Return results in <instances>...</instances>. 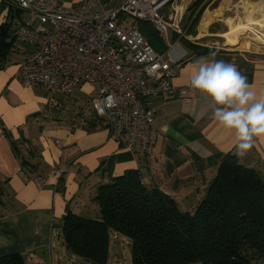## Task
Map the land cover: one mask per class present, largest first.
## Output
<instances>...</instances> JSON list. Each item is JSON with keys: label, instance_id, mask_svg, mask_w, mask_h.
Wrapping results in <instances>:
<instances>
[{"label": "crops", "instance_id": "obj_1", "mask_svg": "<svg viewBox=\"0 0 264 264\" xmlns=\"http://www.w3.org/2000/svg\"><path fill=\"white\" fill-rule=\"evenodd\" d=\"M57 1L73 8L86 0ZM99 1L112 9L124 0ZM197 1L179 0L181 33H169L170 42L186 53L173 66L170 82L176 92L142 100L153 110L157 130L154 151L143 154L128 152L109 139L105 122L90 109L87 85L62 95L23 82L21 64L35 46L18 41L15 33L30 18L15 0H0V26H8L12 40L5 60H0V187L7 201L2 208L6 215L0 220V258L17 253L26 256L27 264H57L62 252L70 254L61 238L67 206L81 217L97 218L89 199L100 185L126 170H137L146 185L168 195L184 213L205 199L207 186L227 154L264 178V139L255 138L245 156L236 155L232 135L213 119L207 98L190 87L188 71L198 57L216 52V59L237 65L259 94L264 91V52L217 44L227 27L218 12L231 0L204 8L189 33L192 11L196 13L206 0L194 8ZM187 39L201 43L187 48L182 42ZM204 48L209 51H200ZM18 154L29 159L30 171L21 167Z\"/></svg>", "mask_w": 264, "mask_h": 264}, {"label": "built area", "instance_id": "obj_2", "mask_svg": "<svg viewBox=\"0 0 264 264\" xmlns=\"http://www.w3.org/2000/svg\"><path fill=\"white\" fill-rule=\"evenodd\" d=\"M15 2L30 18L15 37L35 46L21 64L23 82L62 95L87 85L90 109L105 122L109 139L131 153L153 152L154 112L142 100L176 92L170 82L173 66L186 53L170 42L169 33H181L179 0H124L112 9L99 0L73 8L57 0ZM139 21L163 38V53L145 40L135 25Z\"/></svg>", "mask_w": 264, "mask_h": 264}, {"label": "trees", "instance_id": "obj_3", "mask_svg": "<svg viewBox=\"0 0 264 264\" xmlns=\"http://www.w3.org/2000/svg\"><path fill=\"white\" fill-rule=\"evenodd\" d=\"M204 8L192 12L189 33ZM139 23L145 40L163 53V38L148 23ZM9 37L8 26L1 25V61L12 46ZM18 157L23 169L33 168L29 159ZM3 194L0 187V220L6 215ZM90 207L97 218L81 217L67 206L61 219L65 249L90 264H106L113 235L130 242L132 264H252L254 258L264 259V178L231 154L222 158L205 199L190 213L146 185L137 170H126L100 185L89 199ZM0 264H27V259L13 253L1 257Z\"/></svg>", "mask_w": 264, "mask_h": 264}, {"label": "clouds", "instance_id": "obj_4", "mask_svg": "<svg viewBox=\"0 0 264 264\" xmlns=\"http://www.w3.org/2000/svg\"><path fill=\"white\" fill-rule=\"evenodd\" d=\"M216 56L210 52L188 66L190 87L207 98L213 119L243 157L255 138L264 139V91L258 94L237 65Z\"/></svg>", "mask_w": 264, "mask_h": 264}, {"label": "rangeland", "instance_id": "obj_5", "mask_svg": "<svg viewBox=\"0 0 264 264\" xmlns=\"http://www.w3.org/2000/svg\"><path fill=\"white\" fill-rule=\"evenodd\" d=\"M257 2H259V0H231L229 1L228 4H222L221 6L220 5L221 0H216V1L206 0L205 2H202V4L204 3L205 8H209V9L217 8L219 5L221 6V8L219 9L220 11L218 13L222 19L226 20V25H227V27H225L222 30V33L224 34L225 32H228L232 24L238 22H246L247 20H254L255 22L261 21V24H258L259 26L264 25L263 14L259 13L258 11L257 12L253 11V13H251L248 11V9H246L249 6V4H256ZM198 6H200V4ZM135 25L136 28L139 29L138 27H140V23L136 22ZM149 27L155 32V30L150 24ZM257 29H261V28L257 27ZM260 31L261 33L255 32L254 30H252V32L247 31L244 33H235L234 37L231 36L230 39H228L230 43L228 47L227 46L226 47L240 51L248 49V51L264 52V42L260 41V39H264V36L262 35V30ZM226 41L227 38H221V40L217 41V44L222 45L225 44ZM192 43H201V41L187 39L186 42H184V45L185 47L187 46L188 48L190 45H192ZM238 43H246L248 45L246 46V48H244L245 46H240L238 45ZM88 94H89V88L87 91V95ZM60 256H61L60 261L57 262V264H90L82 260L81 258L72 256L71 254L65 252H62ZM257 259L258 258H254L252 260V264H264V259L262 258H259L258 260ZM106 264H132L131 247H130V242L127 239L123 238L122 236H117V240L111 239Z\"/></svg>", "mask_w": 264, "mask_h": 264}, {"label": "bare ground", "instance_id": "obj_6", "mask_svg": "<svg viewBox=\"0 0 264 264\" xmlns=\"http://www.w3.org/2000/svg\"><path fill=\"white\" fill-rule=\"evenodd\" d=\"M180 7L181 6L178 5V8H177V13L179 15L183 11V8L181 10ZM244 8H245V6H244ZM246 9H248V11L251 12V13H253V11L254 12H257L258 11L259 13H261V14L264 15V1L263 0L260 1L259 0V2H257L256 4H249V6ZM258 24H261V21L255 22L254 20H247L246 22L234 23V24L231 25V27L228 30V32H226V33H224L222 35V38H227L226 45H229L230 41L228 39H230L231 36L234 37V34L235 33H244V32H247V31L252 32V30H254L255 32H260L261 33L260 30H262V35L264 36V25H260L259 26ZM257 27L258 28H261V29H257ZM260 41H263L264 42V39H260ZM238 45L245 46L244 48H246V46L248 44H246V43H238Z\"/></svg>", "mask_w": 264, "mask_h": 264}, {"label": "water", "instance_id": "obj_7", "mask_svg": "<svg viewBox=\"0 0 264 264\" xmlns=\"http://www.w3.org/2000/svg\"><path fill=\"white\" fill-rule=\"evenodd\" d=\"M171 18H172V15H171V14H169V15H168V19H169V20H171Z\"/></svg>", "mask_w": 264, "mask_h": 264}]
</instances>
